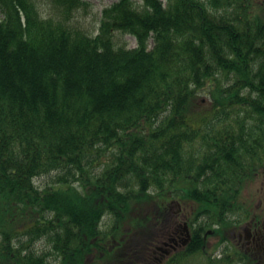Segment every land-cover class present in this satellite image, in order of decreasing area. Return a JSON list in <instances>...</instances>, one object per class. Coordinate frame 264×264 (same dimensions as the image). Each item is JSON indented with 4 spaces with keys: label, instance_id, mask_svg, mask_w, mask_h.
I'll return each mask as SVG.
<instances>
[{
    "label": "trees",
    "instance_id": "16d2710c",
    "mask_svg": "<svg viewBox=\"0 0 264 264\" xmlns=\"http://www.w3.org/2000/svg\"><path fill=\"white\" fill-rule=\"evenodd\" d=\"M48 1L0 0V264H142L177 205L215 238L264 208V0H114L94 35Z\"/></svg>",
    "mask_w": 264,
    "mask_h": 264
},
{
    "label": "flooded vegetation",
    "instance_id": "af4514ba",
    "mask_svg": "<svg viewBox=\"0 0 264 264\" xmlns=\"http://www.w3.org/2000/svg\"><path fill=\"white\" fill-rule=\"evenodd\" d=\"M261 205L262 201L250 219L234 220L233 227L223 237L214 239L210 230L201 237L197 230L191 229L194 236L188 237L191 230L181 218L184 217L182 207L177 205L175 219L165 234L139 259L143 260L142 264H264V208ZM198 243L203 244L201 250L205 253L189 255L187 250Z\"/></svg>",
    "mask_w": 264,
    "mask_h": 264
},
{
    "label": "rangeland",
    "instance_id": "374dc122",
    "mask_svg": "<svg viewBox=\"0 0 264 264\" xmlns=\"http://www.w3.org/2000/svg\"><path fill=\"white\" fill-rule=\"evenodd\" d=\"M88 3L84 5L82 8H80L77 11V16L74 19V24L76 26L82 27L85 31H87L90 34H96L98 32V28L101 21V13L102 10L111 5L114 0H87ZM37 7L40 8V11L45 15L47 14H54V7L51 6L50 1L48 0H36ZM115 43L116 45H124L127 48H134L136 46V40L132 35L129 34H122V33H115ZM151 45V40H150ZM201 97H205L201 95ZM206 99V97H205ZM203 100V103H206L207 100ZM51 179L49 176H45L42 178L36 179V182L39 185H45V183L50 182ZM264 185V183H263ZM261 186V183L258 182L257 184H253L250 187H248L249 190L253 191L257 187ZM261 200V198H260ZM263 214V213H261ZM37 247H43V242L39 241Z\"/></svg>",
    "mask_w": 264,
    "mask_h": 264
}]
</instances>
